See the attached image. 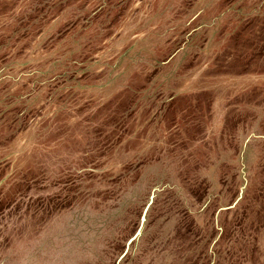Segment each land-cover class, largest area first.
I'll list each match as a JSON object with an SVG mask.
<instances>
[{
  "label": "rangeland",
  "instance_id": "obj_1",
  "mask_svg": "<svg viewBox=\"0 0 264 264\" xmlns=\"http://www.w3.org/2000/svg\"><path fill=\"white\" fill-rule=\"evenodd\" d=\"M0 264H264V0H0Z\"/></svg>",
  "mask_w": 264,
  "mask_h": 264
}]
</instances>
